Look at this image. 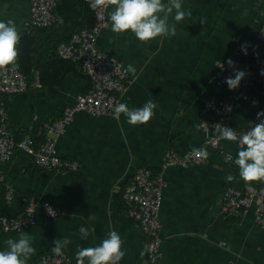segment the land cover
<instances>
[{"label": "crops", "instance_id": "crops-1", "mask_svg": "<svg viewBox=\"0 0 264 264\" xmlns=\"http://www.w3.org/2000/svg\"><path fill=\"white\" fill-rule=\"evenodd\" d=\"M184 4L190 15L171 38L140 42L130 32H112L108 23L97 40L99 51L136 68L135 74L127 73L133 82L121 102L139 107L151 99L157 104L155 115L142 125L128 124L123 114L117 119L113 114L80 111L62 135L48 134L47 124L61 118L91 82L78 62L72 66L55 60L59 27L41 31L31 40L29 52L34 49L38 61L28 74V88L14 95L0 90L8 127L16 140L26 137L38 144L47 136L55 137L60 156L77 161L79 169H42L23 150L8 162L0 161V213L19 218L30 202L35 205L33 225L22 230L0 227V250L8 238L26 232L35 248L28 264H41L53 240L68 237L71 244L64 252L76 264L79 247L95 246L108 231L116 230L126 250L120 264H145L147 236L127 214L117 188L138 167H148L160 171L164 180L161 264H264V228L256 225L254 208L235 218L222 210L228 186L247 187L258 181H241L232 163L237 144L222 139L218 147L211 146L208 137L219 135L218 128L203 127V108L213 97L230 100L226 125L240 134L264 111V93L248 87L230 91L215 79L217 66L243 40L259 36L264 0H184ZM113 7L111 3L108 14ZM31 16V0H0V19L13 20L21 34L15 62L22 43L31 38L33 29L27 26ZM168 150L179 154L203 150L206 160L187 167L168 165ZM47 203L62 208V215L50 219L44 210ZM80 226L89 229L86 240L80 239Z\"/></svg>", "mask_w": 264, "mask_h": 264}, {"label": "built area", "instance_id": "built-area-1", "mask_svg": "<svg viewBox=\"0 0 264 264\" xmlns=\"http://www.w3.org/2000/svg\"><path fill=\"white\" fill-rule=\"evenodd\" d=\"M87 2L95 15L94 25L74 33L68 41L59 44L57 51L61 57L79 62L83 73L89 77L91 85L87 91L77 97L72 105L66 107L61 118L47 124L48 134L55 135L56 138L65 132L67 125L80 111L93 116L115 115L114 106L121 102L122 94L133 82L122 70L121 61L99 51L96 45L100 33L108 25L107 14L112 0H101L100 3H97V0H87ZM57 6L58 0H31L32 16L27 26L30 29L46 28L62 21L61 16L56 13ZM242 46L247 50L246 54L242 51ZM229 58L235 62L234 65L229 66L226 63L227 60L222 62L220 66L223 65V70L218 67L215 79L227 87L224 82L225 77L234 75V69H242L246 72V76L241 80L239 87H248L264 93V75L261 74L264 71V22L259 36L243 40ZM28 85V76L19 62L0 66L2 92L13 95L22 93ZM231 110L230 100H219L213 97L203 108L204 129L208 131L211 128H219L220 123L226 124ZM253 122H258V118ZM0 123L1 162H8L17 150H23L42 169L52 171L79 169L77 161L60 156L55 137L47 136L38 144L26 137L16 140L8 127V110L5 102L0 104ZM245 131L241 134L236 132V135L241 136ZM221 140L219 135H215L208 137L207 143L218 147ZM205 160L203 150H193L185 154L168 150L165 154V162L168 165L179 164L187 167L193 163H204ZM131 177L130 181L119 185L117 190L126 203L127 214L137 220L147 236L148 255L145 264H161L163 240L160 235L159 216L163 204L162 174H155L148 167H138ZM252 208L255 210L256 225L264 228V182L258 181L255 185L244 189L228 186L222 208L225 216L243 217ZM45 211L46 215L52 219L60 217L63 213L62 208L51 203L45 205ZM34 212L35 205L30 202L25 208L24 216L19 218H10L0 213V227L4 230H22L29 227L35 223ZM41 264H71V258L64 251L62 255H57L51 250L41 256Z\"/></svg>", "mask_w": 264, "mask_h": 264}, {"label": "clouds", "instance_id": "clouds-1", "mask_svg": "<svg viewBox=\"0 0 264 264\" xmlns=\"http://www.w3.org/2000/svg\"><path fill=\"white\" fill-rule=\"evenodd\" d=\"M101 0H97L100 3ZM114 7L108 14L110 30L117 34L131 33L138 41L147 42L155 38H171L177 33V26L190 15L185 8L184 0H112ZM20 32L11 19H0V66L16 61L18 56L17 44ZM242 51L247 52L242 46ZM226 63L234 65L228 58ZM223 70V65H218ZM125 73H136V68L129 63L121 65ZM264 75V71L261 73ZM246 76L242 69H234V75L225 77L227 88L235 90L240 86L241 80ZM255 103V102H254ZM157 104L149 99L142 106L129 107L126 102L117 103L113 112L119 119L123 114L130 125H142L150 121L155 115ZM264 111L257 113L258 122L250 121V126L243 135L237 136L233 127L220 123L216 130L220 138L235 142L237 150L232 163L238 170V178L250 183L264 182ZM227 179H233L229 175ZM81 240L89 237V229L80 226L78 229ZM71 244L68 237L54 239L52 251L62 255L65 248ZM123 239L116 230H110L105 238L95 246L79 247L75 252L76 264H116L126 254L122 247ZM32 237L21 232L16 238H8L6 247L0 250V264H28L34 254ZM143 255V253H141Z\"/></svg>", "mask_w": 264, "mask_h": 264}, {"label": "trees", "instance_id": "trees-1", "mask_svg": "<svg viewBox=\"0 0 264 264\" xmlns=\"http://www.w3.org/2000/svg\"><path fill=\"white\" fill-rule=\"evenodd\" d=\"M56 13L61 16L62 18L61 22H59L56 25L54 24L53 26H50V27L33 29V31L30 34L31 38H26L25 41L21 45L19 63L21 64V67L27 76L30 73L31 69L34 68L35 66V64L33 63L38 61L34 53L32 52L34 49H32V51L29 52V50L32 48L31 40L39 36L38 34H40L41 31H44L48 28L55 29V27H59L57 29V32L59 35L56 36L55 46L53 48L54 52L57 54V57H58V59H55V60L58 62L71 64L72 66H77L76 64L77 62L74 63L76 65H73L72 62L74 61L70 59L61 58L57 53V48L60 43L68 41L73 36L74 33L80 32L82 29L86 27H92V25H94V22H95L94 12L90 8L87 0H58V6L56 8ZM40 71L42 72V69H40ZM41 78L42 80H44L43 75L41 76ZM44 140L45 139L40 140V141L42 142ZM153 173L160 174L161 172L153 171ZM235 187H238L241 189L245 188L240 183L236 184Z\"/></svg>", "mask_w": 264, "mask_h": 264}]
</instances>
